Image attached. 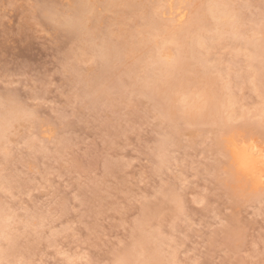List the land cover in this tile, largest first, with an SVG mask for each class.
<instances>
[{"label": "rangeland", "instance_id": "374dc122", "mask_svg": "<svg viewBox=\"0 0 264 264\" xmlns=\"http://www.w3.org/2000/svg\"><path fill=\"white\" fill-rule=\"evenodd\" d=\"M86 1L0 0V264H264V185L225 133L264 145V0H224L193 53L151 18L206 0Z\"/></svg>", "mask_w": 264, "mask_h": 264}, {"label": "bare ground", "instance_id": "6f19581e", "mask_svg": "<svg viewBox=\"0 0 264 264\" xmlns=\"http://www.w3.org/2000/svg\"><path fill=\"white\" fill-rule=\"evenodd\" d=\"M178 1L179 0H177V2ZM183 1L185 2L186 0H183ZM183 1H182V3H183ZM86 2H87L86 0H79L77 7H75V9H74L76 11V13L81 15L84 12V9L87 7L86 6L87 5ZM180 2H181V0L179 1V3ZM193 2L194 1H192L191 3H193ZM179 3H178V5H179ZM172 5H169V11L168 12H170L171 15L174 14V12H178L177 13L178 20L179 19L181 20L183 18V16H184L183 12H179L180 11L179 8L178 9L175 8L176 10L173 11V8L176 7V6H174L175 4L173 6ZM203 6H204L203 9H202V7H200L202 10L200 8L196 9V10H201V11H197V12L193 13L191 21L189 22L190 23L189 26H184V27H180V28H176L177 25L172 24L173 22H171V24H169V23H161L158 19L152 17L151 18V19H153L152 22L156 26V28L153 26L156 29L155 36L156 37H160V39L162 38L163 41L172 42V43H175V44L179 45L178 46L179 49H180V46L187 45V47H188L187 49H189V51L191 53H193V50L195 49V47L199 46V42H195L194 40L192 41L193 36L194 35H198V33L200 31L202 32L203 30L204 31L207 30V28L211 25V19L216 21V23L214 24L216 26V28H219L220 30H222L223 26H225V24H226L227 19H229V17H232L230 15L232 9H230L231 7H229V5L227 3H225L224 0H206V2L203 3ZM146 13H145V15H146ZM78 14H77V17H79ZM83 18H84V16H83ZM76 20H79V19H76ZM82 23H83V20H82ZM236 26H234V27H236ZM259 27H260V31L259 30L258 31L261 34V36L259 38L256 37L257 39L256 38L255 39L252 38V41H251L250 45H251V49H253V51H255V53H260V54L263 53L264 54V23L262 25H260ZM155 40H156V38H155ZM156 43H157L156 47L159 48V49H162V47H161L162 44H160V42H156ZM158 44H160V45H158ZM191 49H193V50H191ZM253 51H252V53H253ZM109 52H110V50H109ZM181 58L182 57L180 56V54H178V56L175 59V61L173 63L171 62L172 64L169 63V62H165L166 65H168L167 69H166L167 74H171L172 73L171 68L174 71H178L180 69L181 70L185 69V65H187V64L183 65L182 62H179L181 60ZM157 59H158V57H157ZM160 61H162V60H160ZM163 62L164 61H162V64H164ZM154 63H155V61H154ZM158 64L160 65L161 63H158ZM187 70H188V68H187ZM206 82H207V79H206ZM203 83L205 84V82H203ZM205 88H207V87H205ZM183 94H185V91H184ZM216 94L217 93L210 92V91L208 93H206L205 94L206 98L204 100V105L205 104L206 105L209 104L210 106L214 107L213 105L215 104L214 101H215V98H216ZM190 103H191V101H190ZM215 107H216V105H215ZM201 108H202V106L200 105V107L197 108L196 112L199 113L201 111ZM6 111H7V109L5 110V112ZM11 112H12V110H11ZM6 113L8 114V112H6ZM4 115H5V113H4ZM9 115H11V114H9ZM2 118H4V117H2ZM192 118H191V120H192ZM9 123H10V120H9ZM253 124L250 127L249 126H247V127L243 126L241 128H238L237 131L238 130H241V131H246L247 130L249 132H252L253 129L257 128V127H253L254 126ZM229 126L230 125H227L226 127H229ZM231 128L226 130L225 133L228 134V136H229L230 155H231L232 163H233L237 173L240 176H242L244 179L249 181L251 183V186L254 189H259L260 187H262L264 185V145L259 143L256 140H254V137H249L248 139H236L235 136H233L235 131H236V128H233V129H231ZM0 133H4L3 122L0 123ZM262 133H263V131H262ZM220 141L221 140L218 141V145H220Z\"/></svg>", "mask_w": 264, "mask_h": 264}]
</instances>
